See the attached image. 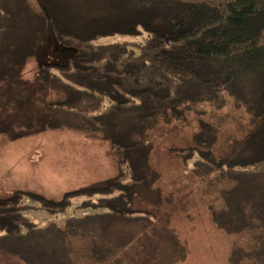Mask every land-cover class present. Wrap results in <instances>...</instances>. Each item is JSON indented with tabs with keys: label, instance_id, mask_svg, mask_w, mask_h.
<instances>
[{
	"label": "trees",
	"instance_id": "obj_1",
	"mask_svg": "<svg viewBox=\"0 0 264 264\" xmlns=\"http://www.w3.org/2000/svg\"><path fill=\"white\" fill-rule=\"evenodd\" d=\"M45 4L47 15L34 0H0V133L83 131L109 141L118 169L58 199L24 189L0 197V251L25 264H78L77 245L92 264L184 261L186 246L157 215L155 129L196 105L232 103L249 116L244 139L220 152L217 125L200 117L191 142L168 150L214 194L217 226L242 237L230 264H264V0ZM48 21L76 52L25 78ZM39 211L65 217L43 226L28 215Z\"/></svg>",
	"mask_w": 264,
	"mask_h": 264
},
{
	"label": "rangeland",
	"instance_id": "obj_2",
	"mask_svg": "<svg viewBox=\"0 0 264 264\" xmlns=\"http://www.w3.org/2000/svg\"><path fill=\"white\" fill-rule=\"evenodd\" d=\"M34 1L47 15L45 0ZM38 44L35 57L24 68L25 78L33 79L44 63L67 62L76 52L73 46L58 42L51 21L40 34ZM200 117L217 125L216 148L220 152L227 150L228 141L244 139L250 129L248 114L234 108L232 103L220 110L210 103H202L196 105L183 122L160 123L155 129L152 155L153 164L161 173L157 185L164 197L157 215L175 229L187 248V257L179 264H230L231 251L242 237L217 226L210 213V205L215 203L214 194L185 171L181 160L168 150L172 145L185 146L191 142L192 135L199 129ZM117 169L109 141L83 131L53 129L16 140L0 133V197L24 189L58 199L68 190L115 175ZM82 199H75L73 207ZM28 215L43 226L51 221L62 222L65 217L45 211ZM76 252L78 264H92L85 246L77 245ZM129 261L130 257L125 259L126 264ZM0 264L25 263L17 256L0 251Z\"/></svg>",
	"mask_w": 264,
	"mask_h": 264
}]
</instances>
